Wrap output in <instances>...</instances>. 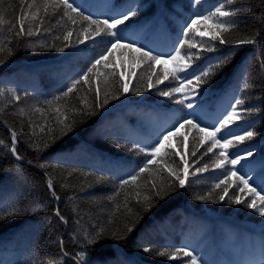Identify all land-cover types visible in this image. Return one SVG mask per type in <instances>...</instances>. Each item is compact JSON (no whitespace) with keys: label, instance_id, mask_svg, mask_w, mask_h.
Returning <instances> with one entry per match:
<instances>
[{"label":"trees","instance_id":"trees-1","mask_svg":"<svg viewBox=\"0 0 264 264\" xmlns=\"http://www.w3.org/2000/svg\"><path fill=\"white\" fill-rule=\"evenodd\" d=\"M36 2L42 4L43 0ZM27 3L31 0H25L24 4L21 0H0V17L7 21L0 24V49H3L0 51V61H3L0 63V90L3 92L0 95V140L3 141L0 144V214L13 207L18 210V214L0 219V264H49L50 261L51 264L58 261L75 264L72 255L79 251L86 252L84 264H181V261L186 264L188 257L170 261L156 255L165 247L182 246L194 251L201 264H217L220 249L216 246V237L219 234L226 232L238 240L249 237L264 244V217L254 210L229 203L227 197L225 201H219L216 194L221 189H215L210 199L195 198L206 196L223 178L222 170L213 167L220 149L205 155L211 142L201 145L195 129L189 132L187 127L180 128L183 135L171 136L167 142L171 147L164 149L167 153L179 149L188 160L184 188H179L177 183L175 189H169L166 198L149 212H143L137 203V191L142 198L150 194L153 182L159 185L162 179L165 183L174 179L166 170L161 171L164 164L185 167L178 155H166L164 164L150 165L151 172L140 177L139 187L130 184L119 188V180L127 178L145 161L143 154L129 152L119 145L151 144L158 133L172 129L177 121L193 119L186 116L189 112L195 113L202 127L213 125L222 114L231 110L230 106L237 98L245 100V108L252 107L255 111L231 125L232 131L243 135L247 129L255 131L256 135L251 141L235 144L229 152L235 154L237 149L250 148L252 163L237 167L242 174L254 177L253 186L260 184L264 177V68L261 67L264 64V0H232L230 4L227 0H202L201 5L193 4L191 0H76L85 15L101 20L134 8L137 15L126 22L121 34L125 42H135L136 46H143L153 54L168 53L178 46L176 41L183 38L181 27L193 11L207 13L221 3L225 5L224 10L250 9L231 17L236 26L222 33L228 41L226 44L210 41L211 21L199 25L201 32H207L204 40L212 43L216 50L202 52L199 60L194 58L193 69L198 71L224 56L229 57V61L209 83L201 85L199 95L191 100L193 109L157 94V89L176 86L171 77L156 88L147 87V78L153 71L162 76L161 69L172 71L174 63L151 68L147 63L133 64L130 54L127 51L122 54L119 50H114L109 57L116 76H108L107 84L103 82L104 76L98 79L92 75L90 85L81 82L74 94L55 101L54 97L66 90V85L86 71L92 60L105 50L110 37H97L95 42L86 41L59 51L66 42L55 40V36H62L65 29L56 23L58 15L45 16L42 10L37 20L31 22L33 27H41V31L32 36L15 37L22 9L35 10L27 9ZM40 18L44 21L42 25ZM12 24L16 28L9 31ZM81 26L88 25L81 21L76 25L66 24L77 32ZM45 28H51L52 32L44 31ZM195 38L200 40L199 35ZM246 38H253L255 43L236 46L237 40ZM72 40H76L75 33ZM188 51L185 46L182 55L186 56ZM98 67L102 73L113 71L111 66ZM191 71L187 73L189 76ZM152 79L154 81L156 77ZM245 82L250 87L245 88ZM119 83H127L130 91L121 94ZM97 86L101 90V101L107 92L109 102L103 108L96 107ZM13 93L20 97L18 101ZM114 94L118 98H113ZM180 95L176 94L175 98L179 99ZM46 100L53 103L45 104ZM84 101L91 105L94 114H86L89 109ZM57 107L68 115V122L76 121L67 134L60 132ZM35 108L43 111L37 112ZM40 125L45 126L44 133L40 132ZM48 128L54 131L47 133ZM12 131L17 132L16 147L21 160L9 151ZM33 131L36 135H32ZM53 135L57 137L54 143L50 139ZM44 140H48L50 147L43 151H35L31 146L33 143L42 146ZM193 151L195 156L191 155ZM41 163L46 167H38ZM204 164L209 165L207 172L193 174ZM17 167L21 173L16 172ZM45 172L54 181L60 197L58 201L50 195ZM181 176H184L183 172ZM233 190H229L230 195ZM236 194L251 199L245 193L236 191ZM126 197L132 213L124 207ZM37 203L43 207L33 211ZM56 208L67 223L55 217ZM132 220L138 222L123 240L107 239L94 246L84 242L85 233L94 234L101 227L105 228L106 235L123 232L124 225ZM60 240L63 241L62 248ZM144 247L152 251L145 253ZM136 249L142 250L137 257L132 254ZM65 251L69 253L68 257L62 255Z\"/></svg>","mask_w":264,"mask_h":264},{"label":"snow or ice","instance_id":"snow-or-ice-1","mask_svg":"<svg viewBox=\"0 0 264 264\" xmlns=\"http://www.w3.org/2000/svg\"><path fill=\"white\" fill-rule=\"evenodd\" d=\"M24 2L25 0H21L22 4H24ZM227 2L230 4L232 0H227ZM191 3L195 5H201L202 0H191ZM27 9L35 10L26 11L22 9L23 15L19 20V29L14 31L15 37L22 35L32 36L34 32L38 34L41 31V27H33L31 23L32 21L37 20L41 10L45 16L49 14L53 16L58 15L59 18L57 19L56 23L61 28L65 29L62 36H55V40L62 39L66 42L64 43L63 47L58 49L59 51H64L65 49L71 48L74 45L84 44L86 41L95 42L97 37H110V39L107 41L108 46L105 48V50L97 58L92 60L86 71L78 74L76 78L72 79L71 82L66 85V90L62 91L60 95L54 97L55 101H60L62 98H68L70 94H74L78 90V86L81 85V82L90 85L92 75H95L98 79L100 76H104L103 82L107 84L108 76H116V72L114 70L115 66L109 57L112 55L114 50H119L122 54L124 51H127L131 56V62L133 64L147 63L151 68L153 65H168L170 63H174L175 68L172 71H169L167 68L161 69L163 73L162 76L153 71L152 75L148 76L147 78V87L149 89L156 88L157 85L162 84L164 81L169 80V77H171L172 80L176 82V86L168 87L167 90L157 89V94L161 97L172 100L174 103L182 105L187 109H193L194 104L191 102V100L195 96L199 95L198 90L201 85L209 83L212 77L229 61V57L224 56L220 58L217 63H209L206 67L199 68L198 71L193 69L194 58L199 60L201 58L202 52H211L216 50L212 43L204 40V36L207 34V32H201L199 25L206 24L211 21L210 41L214 42L219 40L220 44H226L228 41L223 38L222 33L229 32L236 26V21L232 20L231 17L237 16V14L241 11H250V9L240 8L235 10H224L225 5L223 3H221L219 6H214V10L210 9L207 11V13L193 11L181 27V35L183 38L176 41L178 46L173 47L168 53L153 54L151 50H145L143 46H136L135 42H125L124 37L121 34V28L126 26V22L130 21L131 18L137 15V11L134 8H129L127 11L120 12L117 15L105 18L103 20L94 19L90 14L85 15L81 6L76 3V0H43L42 4H37L36 0H31V3H27ZM26 21H28L27 27L25 26ZM61 21L64 23H61ZM78 21L86 22L88 26H81L78 32L75 28L66 27V24L70 23L72 25H76ZM43 22V18H40V25H42ZM4 23H7V21L0 17V24ZM15 28L16 25L12 24L9 27V31H13ZM43 30L49 33L52 32L51 28H45ZM74 33L76 35L75 42L72 40ZM196 35L200 36V40H196ZM235 43L236 46L243 44H254L255 40L253 38H246L237 40ZM43 46L44 45L41 44V47ZM185 46H187V49L189 50L186 56L182 55V50L185 48ZM192 49H199V51L192 52ZM2 50L3 49H0V51ZM0 63H3V61H0ZM101 65L104 68H109L111 66L113 71L111 73H102L98 67ZM261 67L264 68V64H262ZM190 69L192 71L191 75L189 76L187 73ZM122 76L123 74L121 73V77ZM153 76L156 77L154 81L152 79ZM244 87L248 88L250 85L245 82ZM119 90H121V94L130 91L127 83H119ZM100 94V87L97 86L95 89L97 108H103L109 102L107 92H105V98L102 101L100 99ZM176 94H181L179 99L175 98ZM0 95H3L2 90H0ZM13 96L17 101L20 99L18 95H15V93H13ZM113 98L118 97L114 94ZM44 103L51 105L53 101L46 100ZM84 103L89 109V112L86 114H94L90 110L91 105H88L86 101H84ZM244 105V99H235L234 103L230 106V111H226L224 114H222L217 122L213 125L204 127L201 126L199 119L195 117V113L189 112L186 114V116H191L193 119L183 118L182 120L177 121L176 124L173 125L172 129L166 132L158 133L157 138L151 144H145L141 146L140 144L133 142L130 146L124 144L119 145L122 148H127L129 152L140 153L145 157V161L142 166L129 173L127 178H122L119 180V188L122 189L130 184L139 187L137 182L140 177L145 173L151 172L149 166L153 165L154 163L164 164L163 157L166 155H178L180 157V161L183 162L185 167H171L167 164H164V166L161 168V171L166 170L169 177H173L174 179L168 181L167 183H165V181L162 179L159 185L153 182L151 184V188L149 189L150 194L144 195L142 198L140 192L137 191V203L141 205L143 212H149L153 207L156 206V203L166 198V196L169 194V189H175L177 183L179 188H184L185 180L188 176V160L185 158V155L179 151V149L172 153H167L164 151V149L166 147H171V145L167 144L171 136L178 137L183 135L180 133L179 129L187 127L189 132H191L193 129L196 130V135L199 137L201 145L205 144L206 141L211 142V146L207 148L205 155L207 153H212L213 149H220L219 153L215 155L213 167L215 169L222 170L221 175L223 178L214 185L213 191L208 192L206 196H197L195 198L197 200L210 199L213 197L215 189H221V192L216 194L219 201H225V198L227 197L229 203L243 205L248 209L254 210L259 214V216L264 217V177L261 178L259 185L253 186L252 182L254 177L247 175L246 173L242 174L240 169L237 167V165L246 166L252 163L249 158L253 156V152L250 150V148L237 149L235 154L229 152V149L234 147L235 144L243 143L245 140L251 141L256 135L255 131L247 129L243 131V135H239L234 133L230 127L236 121L243 119L244 115H250L255 111V109L252 107L245 108ZM35 111L42 112L43 110L41 108H35ZM55 111L57 113L56 119L58 124L61 126L60 132L62 134H67V132L73 129L76 121L72 120L71 122H68V115L59 107H57ZM21 112H23V109H21ZM39 130L41 133H44L45 126L40 125ZM53 131L54 130L52 128L47 129V133H52ZM218 134H220L219 137ZM32 135H36L35 131H33ZM50 139L54 143L57 137L53 135ZM2 143L3 141L0 140V144ZM17 143V132L12 131L11 147L9 148V151L16 157L17 160H21L22 157L19 155L16 147ZM181 144H183V142H181ZM31 146L35 151H43L44 149L50 147V143L48 140H44L42 146L35 143H33ZM242 152L243 155L241 154ZM191 155L195 156L196 152L193 151ZM157 157H160L159 161L157 160ZM242 161L244 162L243 164L241 163ZM29 163L31 164L32 161H29ZM38 167L43 169L46 167V164H38ZM208 168L209 165L204 164L203 167L196 168L193 174L207 172ZM16 172L21 173V169L17 167ZM181 172L184 173L183 177L181 176ZM45 176L47 177L46 186L51 197L58 201L60 197L55 190L53 179L47 172H45ZM100 179L103 178L101 177ZM222 185L223 188H221ZM230 189H234L231 195L229 194ZM236 191L239 193H245L247 196H250L251 199L248 200L245 199L244 196L237 195ZM42 207V204L37 203L33 211ZM119 207L120 205L117 204L116 209L119 210ZM124 207L127 209L128 213H132V209L127 203V197L125 198ZM0 212H2V210H0ZM16 214H18V210L13 207V210L0 214V219H4L5 216H12ZM54 215L63 223L68 222L67 219L61 214L59 208L54 209ZM137 222V220H132L130 223H126L124 225V231L119 233L111 232L106 235V230L103 227L95 231L94 234L85 233L84 242L86 245L94 246L107 239H113L117 241L123 240L126 238L127 233H131L133 231ZM59 244L62 248L63 241L60 240ZM143 251L145 253H150L152 249L149 247H144ZM62 255L64 257H68L69 253L65 251L62 253ZM156 255L159 257H165L170 261H176L182 257H188L190 259L187 260L186 264H201L200 259L194 254V251H190L186 246L177 247L175 249L165 247L163 250L158 251ZM85 257V251H79L72 255V259L75 261V264H84ZM49 264H51V261ZM57 264H63V261H58ZM105 264H107V262H105ZM181 264H185V262L181 261Z\"/></svg>","mask_w":264,"mask_h":264},{"label":"rangeland","instance_id":"rangeland-1","mask_svg":"<svg viewBox=\"0 0 264 264\" xmlns=\"http://www.w3.org/2000/svg\"><path fill=\"white\" fill-rule=\"evenodd\" d=\"M216 246L220 249L219 264H264V245L251 242L248 238L238 240L224 232L216 237ZM142 250H134L133 256Z\"/></svg>","mask_w":264,"mask_h":264}]
</instances>
